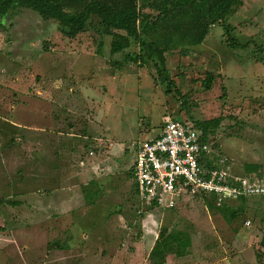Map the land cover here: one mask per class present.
Here are the masks:
<instances>
[{
  "label": "rangeland",
  "instance_id": "1",
  "mask_svg": "<svg viewBox=\"0 0 264 264\" xmlns=\"http://www.w3.org/2000/svg\"><path fill=\"white\" fill-rule=\"evenodd\" d=\"M242 1L229 22L247 48L230 46L220 23L193 44L197 31L185 28L192 17L178 10H171L161 36L147 37L165 45L163 34L171 33L172 75L192 67L214 71L213 87L195 86L190 109L175 118L194 123L222 116L212 134L218 153L232 160L234 172L264 179L249 142L256 131L264 134V0ZM139 6L157 15L162 0H139ZM20 8L0 19V264H149L158 235L179 230L192 238V257L169 254L182 264L264 263V198L253 197L252 211L239 209L243 200L220 205L210 196L183 194L169 208L147 204L136 191L135 145L172 116L153 62L125 57L143 54L142 46L133 41L111 56L110 36L88 29L70 38L56 19ZM222 206L237 216L229 222Z\"/></svg>",
  "mask_w": 264,
  "mask_h": 264
},
{
  "label": "trees",
  "instance_id": "2",
  "mask_svg": "<svg viewBox=\"0 0 264 264\" xmlns=\"http://www.w3.org/2000/svg\"><path fill=\"white\" fill-rule=\"evenodd\" d=\"M150 3L153 0H144ZM173 0H162V7L156 15L154 11L142 10L139 0H0V19L6 16L13 8L25 7L37 11L45 19H56L59 22V31L64 35L75 38L80 33L91 30L99 35L111 37V56L123 52L130 47L133 41L138 42L143 49V54L127 53L126 59L142 63L145 57L153 62L157 71V80L165 85L168 108H172L174 101L181 102L180 109H169L172 116L177 117L183 110L190 109L188 94L195 86H201L210 90L215 82L216 75L213 70L202 67H192L182 70L177 75H172L167 68V43H172L171 33L165 35V45L157 39H149L147 36L159 37L163 33L161 29L169 27L166 24L171 14L168 4ZM172 11L188 13L192 17L191 26H186L189 32L196 30L197 34L192 39L193 44H201L209 32L210 25L220 23L229 39V45L234 48H247L248 43H242L232 35L236 29L229 22V17L236 13L243 5L242 0H177ZM166 30H164L166 32ZM168 46V45H167ZM259 47V46H258ZM103 48L100 41L98 50ZM264 51V47L259 48ZM117 68L122 67L121 62L115 63ZM185 90V92H183ZM223 121V117H215L203 121H195L194 124L203 133V139L207 140L209 135L214 134ZM137 189V188H136ZM137 191V190H136ZM138 192V191H137ZM89 196L87 201L92 202ZM243 201L246 199H242ZM0 199V203H4ZM10 204L18 202L8 201ZM93 204V203H91ZM228 207H219V211L230 222L237 216L238 210L229 211ZM243 210V206H240ZM228 211L231 215L228 214ZM192 245L190 233L186 231L162 232L158 235L148 256L149 264H165L170 253L187 259L191 256L189 248ZM52 249H64L65 246L58 243ZM192 257V256H191ZM264 264V263H262Z\"/></svg>",
  "mask_w": 264,
  "mask_h": 264
},
{
  "label": "built area",
  "instance_id": "3",
  "mask_svg": "<svg viewBox=\"0 0 264 264\" xmlns=\"http://www.w3.org/2000/svg\"><path fill=\"white\" fill-rule=\"evenodd\" d=\"M215 141L213 135L204 140L194 123L166 116L157 135L135 145L132 177L140 197L149 205L173 208L175 197L183 194L210 196L220 205L264 196V179L234 172Z\"/></svg>",
  "mask_w": 264,
  "mask_h": 264
},
{
  "label": "crops",
  "instance_id": "4",
  "mask_svg": "<svg viewBox=\"0 0 264 264\" xmlns=\"http://www.w3.org/2000/svg\"><path fill=\"white\" fill-rule=\"evenodd\" d=\"M243 7H245V5L242 6L241 8H243ZM20 9L21 10H25L26 8L25 7H22ZM237 12H238V10L236 11V13ZM249 142H250V147L252 146L251 149L254 150V152L252 154V157H253L252 159L254 161H256L257 164H259V163H263L264 164V134L260 133L259 131H256L255 133H253L251 135ZM245 150H246V148H245ZM245 150L244 149H241V152L242 151L244 152ZM263 170H264V165L259 166L258 171L259 172H261V171L263 172ZM253 174H256V173H251V175H253ZM259 197L260 198H264V196H256L255 198H259ZM91 200H92V202L94 204V200L93 199H91ZM69 203H71V202L64 203V207H67V204H69ZM242 203H243L242 206H243L244 209H249V210H252L253 211V209H251V207L248 208V206H247L250 203H254V198L253 197L252 198H247L246 200L242 201ZM84 204L87 205L85 202H84ZM93 204H91L89 206H92ZM89 206H86V207H89ZM151 249H152V247H151ZM151 249L149 250V252L151 251ZM238 257H241L240 256V253H239V256ZM176 261L179 264H182V262H179V259L178 258H174V256H170L169 255L168 258H167V262L165 264H175L174 262H176ZM130 263H131V261H130ZM183 263H185V262H183ZM209 263L210 262L208 260H204V259H202V260H196L195 259V260H193L191 262L187 261L185 264H209ZM143 264H144V261H143Z\"/></svg>",
  "mask_w": 264,
  "mask_h": 264
}]
</instances>
